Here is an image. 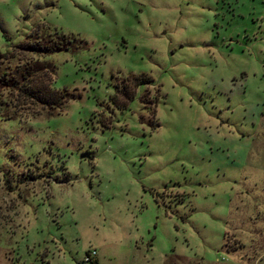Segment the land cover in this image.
<instances>
[{
	"label": "rangeland",
	"instance_id": "obj_1",
	"mask_svg": "<svg viewBox=\"0 0 264 264\" xmlns=\"http://www.w3.org/2000/svg\"><path fill=\"white\" fill-rule=\"evenodd\" d=\"M0 53L71 94L0 85V264H264V0H0Z\"/></svg>",
	"mask_w": 264,
	"mask_h": 264
},
{
	"label": "trees",
	"instance_id": "obj_2",
	"mask_svg": "<svg viewBox=\"0 0 264 264\" xmlns=\"http://www.w3.org/2000/svg\"><path fill=\"white\" fill-rule=\"evenodd\" d=\"M68 43V37L62 33L52 37L48 33H38L37 36L33 35L32 39L17 43L15 46L20 50L33 54H46L65 49ZM5 54L0 53V58L5 56ZM52 71V66L44 60H24L13 66L9 72H1L0 85L15 88L16 92L24 100H30L31 102L38 103L40 106L46 107L47 114H51L48 108H58L59 105L71 97V94L65 88H53L49 85L48 78ZM149 80V76L143 73L122 78L119 84L115 85V100H121L120 103H122L131 96L135 85L146 83ZM141 99L140 96V101L144 103ZM116 102L118 103V101ZM153 115L154 108L151 110V116ZM91 264L95 263L92 262Z\"/></svg>",
	"mask_w": 264,
	"mask_h": 264
},
{
	"label": "built area",
	"instance_id": "obj_3",
	"mask_svg": "<svg viewBox=\"0 0 264 264\" xmlns=\"http://www.w3.org/2000/svg\"><path fill=\"white\" fill-rule=\"evenodd\" d=\"M94 255V250L93 248H89L84 252V255L82 257L83 261H88L90 258Z\"/></svg>",
	"mask_w": 264,
	"mask_h": 264
}]
</instances>
